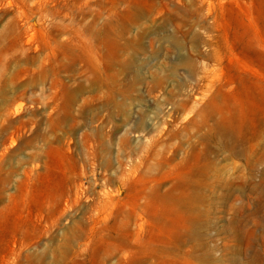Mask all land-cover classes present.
I'll use <instances>...</instances> for the list:
<instances>
[{
    "label": "rangeland",
    "instance_id": "1",
    "mask_svg": "<svg viewBox=\"0 0 264 264\" xmlns=\"http://www.w3.org/2000/svg\"><path fill=\"white\" fill-rule=\"evenodd\" d=\"M0 264H264V0H0Z\"/></svg>",
    "mask_w": 264,
    "mask_h": 264
}]
</instances>
